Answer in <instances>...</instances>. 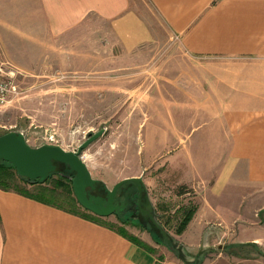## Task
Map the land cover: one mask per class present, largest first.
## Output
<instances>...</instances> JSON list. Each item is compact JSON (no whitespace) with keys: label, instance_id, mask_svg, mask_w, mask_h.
<instances>
[{"label":"crops","instance_id":"0c3cea01","mask_svg":"<svg viewBox=\"0 0 264 264\" xmlns=\"http://www.w3.org/2000/svg\"><path fill=\"white\" fill-rule=\"evenodd\" d=\"M98 22L124 56L159 45L185 57L172 99L185 98L192 130L201 128L217 155L178 182L196 195L187 229L200 241L233 230L235 244L264 250V0H0V57L31 72L82 65L84 40L97 52ZM165 262L102 221L0 190V264H181Z\"/></svg>","mask_w":264,"mask_h":264},{"label":"rangeland","instance_id":"374dc122","mask_svg":"<svg viewBox=\"0 0 264 264\" xmlns=\"http://www.w3.org/2000/svg\"><path fill=\"white\" fill-rule=\"evenodd\" d=\"M138 1L131 0L132 6L136 7ZM144 14L148 20L147 11ZM96 25L97 52L93 51V41L84 40L80 49L87 57L82 65L66 68L55 61L52 68L40 64L32 72L16 66L20 73L15 81L18 94L0 112V135L20 132L31 147L51 145L74 151L89 134L102 131L81 154L92 178L110 189L123 179L141 177L157 221L179 244L195 247L184 251L196 259L202 233L194 235L187 229L195 214L184 234L174 233L181 218L178 208L188 203L197 206L193 191L178 182L192 178L193 163H207L217 159V155L208 154L210 138L205 132L201 128L192 130L198 123L192 122L191 112L185 109V98L172 99L169 85L182 87L185 81V57L176 56L175 51L167 54L168 46L159 45L146 47L141 55L124 56L113 50L105 33L107 27L100 22ZM2 59L13 64L9 61L12 59ZM181 186L186 188L180 189ZM78 209L82 215L102 221L116 232L159 245L148 227L129 214L104 220L84 208ZM212 232L210 236L208 231L205 233L209 239L204 244L212 248L202 250L198 264H264V257L249 247L233 250L237 256L226 250L225 247L235 244L233 230ZM250 233H241L237 242L249 238ZM159 247L153 249L157 261L175 259L183 264L171 250ZM260 251L264 254V250Z\"/></svg>","mask_w":264,"mask_h":264},{"label":"water","instance_id":"95a60500","mask_svg":"<svg viewBox=\"0 0 264 264\" xmlns=\"http://www.w3.org/2000/svg\"><path fill=\"white\" fill-rule=\"evenodd\" d=\"M101 134L102 131L93 135L89 134L76 150L65 151L58 146L51 145L31 147L26 143L22 133L10 131L0 135V161L11 164L20 177L30 182L43 183L49 176L56 174L70 178L73 193L79 205L99 217L115 215L123 218L129 209L125 204L128 199L125 193L130 192L133 195L137 192L136 208L134 207L132 210L136 209L144 216L143 220L138 219V223L148 227L152 238H157L170 249L176 251L177 257L183 264H198L202 250L212 248V246L204 247V244H207L206 234L204 233L201 240L198 257L192 259L184 251V245L179 244L157 221L156 213L149 201L141 177L123 179L113 185L111 189H108L101 181L92 178L81 154ZM126 184H129V186L124 189L122 200L115 204L117 190ZM96 185H99L100 189L103 190L104 197L89 194L90 191L95 189ZM142 192H145V195L141 203ZM142 206L144 209L141 208Z\"/></svg>","mask_w":264,"mask_h":264},{"label":"trees","instance_id":"16d2710c","mask_svg":"<svg viewBox=\"0 0 264 264\" xmlns=\"http://www.w3.org/2000/svg\"><path fill=\"white\" fill-rule=\"evenodd\" d=\"M182 188L186 187L181 186L180 189ZM0 190L5 192H14L37 202L62 210L64 212L80 216L85 219H91L80 213V209H78V207L82 209L83 207L79 205L74 196L71 179L59 174L49 176L43 183H38L37 181L30 182L20 177L11 164L0 161ZM178 210L181 218L178 221L177 226L175 227L174 233L180 235L186 228V225L188 224L190 219L195 214L197 206L193 203H188L187 206L179 207ZM122 222L125 223L124 220ZM166 224H168L167 221L165 222V225ZM117 233H119V235L125 237L129 241L153 253L155 252L153 248L147 246L136 237H133L131 235L128 236L123 231H117ZM152 239H154V242L156 244L163 245L171 250V252L177 257L176 251L170 249L167 245L160 242L157 238ZM244 247L254 249L257 254L264 257V254L260 251V248L254 244H230L226 247V250H228L229 252L231 251L230 254L236 255L233 250L241 249Z\"/></svg>","mask_w":264,"mask_h":264},{"label":"built area","instance_id":"2783aa9c","mask_svg":"<svg viewBox=\"0 0 264 264\" xmlns=\"http://www.w3.org/2000/svg\"><path fill=\"white\" fill-rule=\"evenodd\" d=\"M19 74L16 67L0 57V112L18 94L15 81Z\"/></svg>","mask_w":264,"mask_h":264},{"label":"flooded vegetation","instance_id":"af4514ba","mask_svg":"<svg viewBox=\"0 0 264 264\" xmlns=\"http://www.w3.org/2000/svg\"><path fill=\"white\" fill-rule=\"evenodd\" d=\"M126 186H129V184H126L122 188H119L117 190V192L115 194V204L119 203L122 200L123 194H124V189L126 188ZM89 194L94 195V196L104 197V192L102 189H100L99 185H96L95 189L90 191ZM137 195H138L137 192L133 195L130 192L125 193V196L128 198L125 201V204L129 208L128 211L126 212V214H129L130 216L133 215L132 218L138 221V219L143 220L144 216L142 215V213H139L138 210L137 211H136V209L132 210L134 207L136 208L135 204L137 203ZM144 195H145V192H142L141 203L143 202ZM141 208L144 209L143 206Z\"/></svg>","mask_w":264,"mask_h":264}]
</instances>
